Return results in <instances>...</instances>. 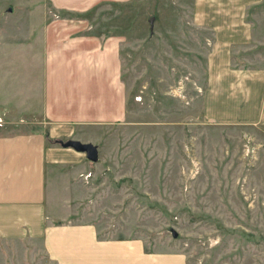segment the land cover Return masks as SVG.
Masks as SVG:
<instances>
[{"label":"rangeland","instance_id":"obj_1","mask_svg":"<svg viewBox=\"0 0 264 264\" xmlns=\"http://www.w3.org/2000/svg\"><path fill=\"white\" fill-rule=\"evenodd\" d=\"M208 10L207 32L193 24V0L104 1L84 12L48 0H0V135L41 129L49 140L98 148L90 162L45 139L70 161L46 169L50 224L92 225L100 240H139L149 252L183 255L186 264H264V88L254 91L263 94L254 125L215 124L201 101L209 80H226L222 71L264 76V0L249 3L242 17L237 8ZM219 15L241 17L250 28L245 41L241 28L227 27ZM64 21L89 25L78 35L120 39L127 99L121 124L48 135L41 117L44 29ZM209 70L218 77L208 78ZM0 264L54 263L41 239H26L0 240Z\"/></svg>","mask_w":264,"mask_h":264},{"label":"crops","instance_id":"obj_2","mask_svg":"<svg viewBox=\"0 0 264 264\" xmlns=\"http://www.w3.org/2000/svg\"><path fill=\"white\" fill-rule=\"evenodd\" d=\"M48 1L58 9L84 12L104 1L131 0ZM246 1L244 4V0H193V24L198 29L212 31L208 27L209 6L219 12L222 7L237 8L240 12L235 14L242 17L241 10L254 0ZM241 17L234 20L219 15L217 18L227 21V27H240L239 36L246 39L250 28ZM89 29L83 21L45 25L41 117L45 120L43 124L48 125L50 136H70L74 126L118 125L125 120L127 99L121 80V41L109 35H78ZM241 45L242 42L238 44ZM243 51L242 48L240 54ZM219 60L222 61L221 56ZM222 74L226 80L220 84L207 82L209 89L201 98L206 115L219 125H254L263 114V94L254 91L264 88V76L241 70L222 71ZM215 75L218 77V73L209 70L207 77ZM228 108L230 112L226 111ZM42 131L0 135L1 241L41 239L42 250L54 264H186L183 255L149 252L139 240H100L92 225L50 224L54 220L48 221L46 216V169L70 161L64 155L69 153L61 154L46 146Z\"/></svg>","mask_w":264,"mask_h":264},{"label":"water","instance_id":"obj_3","mask_svg":"<svg viewBox=\"0 0 264 264\" xmlns=\"http://www.w3.org/2000/svg\"><path fill=\"white\" fill-rule=\"evenodd\" d=\"M150 26H152V20H150ZM58 144L62 148H70L75 152L83 153L85 158L90 162H96L98 160V148L92 143H82L78 140H60ZM175 237L176 234H173Z\"/></svg>","mask_w":264,"mask_h":264},{"label":"trees","instance_id":"obj_4","mask_svg":"<svg viewBox=\"0 0 264 264\" xmlns=\"http://www.w3.org/2000/svg\"><path fill=\"white\" fill-rule=\"evenodd\" d=\"M68 14H71V16L76 17V18L82 16V14H78V13H68ZM46 139H48L47 134H46ZM48 140H49V139H48ZM49 141H51L52 143H56V144H58V142H59L60 140H59V139H53V140H49Z\"/></svg>","mask_w":264,"mask_h":264}]
</instances>
